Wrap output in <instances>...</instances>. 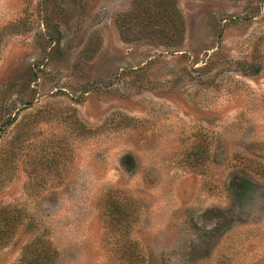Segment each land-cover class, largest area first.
Returning <instances> with one entry per match:
<instances>
[{
  "label": "rangeland",
  "instance_id": "374dc122",
  "mask_svg": "<svg viewBox=\"0 0 264 264\" xmlns=\"http://www.w3.org/2000/svg\"><path fill=\"white\" fill-rule=\"evenodd\" d=\"M41 262L264 264V0H0V264Z\"/></svg>",
  "mask_w": 264,
  "mask_h": 264
},
{
  "label": "trees",
  "instance_id": "16d2710c",
  "mask_svg": "<svg viewBox=\"0 0 264 264\" xmlns=\"http://www.w3.org/2000/svg\"><path fill=\"white\" fill-rule=\"evenodd\" d=\"M124 159H126V162L125 163H128V161H131L132 162V158H130V156H126ZM42 264H44V263H42ZM135 264H136V262H135Z\"/></svg>",
  "mask_w": 264,
  "mask_h": 264
}]
</instances>
